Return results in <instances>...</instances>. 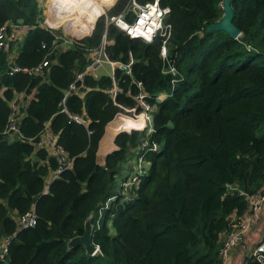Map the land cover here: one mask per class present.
Returning <instances> with one entry per match:
<instances>
[{"label":"trees","instance_id":"1","mask_svg":"<svg viewBox=\"0 0 264 264\" xmlns=\"http://www.w3.org/2000/svg\"><path fill=\"white\" fill-rule=\"evenodd\" d=\"M87 1H47L46 14L54 16L48 24L75 35L70 45L52 48L40 0H0V26H25L12 43L14 64L30 69L47 61L41 76L7 74L0 49V237L8 238L0 264H222L224 236L247 211L246 196L264 186V0H230L235 39L205 31L221 18L222 0H159L169 8L173 77L161 71V38L143 42L105 24L104 15L96 18L103 8L109 16L120 13L131 0ZM124 17L130 21L132 12ZM85 20L89 25H79ZM103 35L108 61L131 58L128 73L84 71ZM136 82L153 106L148 132L136 130L130 112L142 109ZM19 94L26 99L19 137L8 140L2 131ZM45 126L71 160L48 185L56 159L36 145ZM142 141L148 146L141 150ZM137 157L147 165L140 172ZM31 208L35 224L17 229V217ZM86 218L93 255L66 246ZM241 264L261 263L245 257Z\"/></svg>","mask_w":264,"mask_h":264},{"label":"built area","instance_id":"2","mask_svg":"<svg viewBox=\"0 0 264 264\" xmlns=\"http://www.w3.org/2000/svg\"><path fill=\"white\" fill-rule=\"evenodd\" d=\"M93 2H94L93 0L87 1V3L90 5H92ZM134 7L137 8L136 13L133 12ZM129 11L132 12V19L130 21H127L125 20L124 16ZM168 12H169V8L167 6H160L159 0H150V1H146L143 4H137L134 0H131L128 7L124 8L120 13L109 16L106 15L105 10L103 8L102 12H99L96 18L100 15H104L105 24L111 23L117 29H119L124 34H126L128 37L137 38L143 42H151L155 37L161 38V43L159 46V57L162 60V64H163L161 71L163 74H169L170 76L173 77L176 74V70L173 67V65L169 62L167 57V50H166V40L169 36L170 26L166 24L164 20ZM49 18L51 20L44 17L42 25L45 29L49 30L53 34V39L51 41L52 48L65 47L70 45L73 40L72 35L69 36L70 33L67 31L66 32L64 31V34L63 33L58 34V32H55L54 29L57 28L56 26L58 25V27H60L61 23L55 24L54 27L50 26L48 24V21L53 23L54 16L49 15ZM78 23L79 25H83V24L89 25L90 22L89 20L88 21L85 20V23L80 21ZM23 27L25 26L11 22L0 26V49L6 52V59H7V68L5 72L7 74L17 71L22 73L32 72L34 75L41 76L43 75V68L46 67L47 65L46 60L41 61L36 67L30 69L21 68L16 64H14L13 62V56L15 54V50L17 46H15L16 44H12V43L20 41L21 35L19 34V29ZM60 28L61 30H64L62 25ZM65 33L68 34L66 35ZM104 42H105V37L103 35L99 47L97 48V50H95V55L93 59L88 64V66L85 67L84 71H92L102 62H105L109 64L112 69L114 67H117L119 69H122L125 73H128L129 65L131 63V58H129L126 64L108 61L103 51ZM41 47H44L42 43H41ZM81 79H82V72L76 74L75 81L78 80L80 81ZM174 80L175 79L172 78L171 83H173ZM136 86L139 88L140 86L139 82H136ZM74 89H75L74 84L71 83L68 89L64 91L62 98L59 102L61 106L60 108L61 111H65V108L63 106L64 98L67 96L70 90H74ZM115 90L116 87L113 86V91ZM158 96L156 98H159ZM144 97L145 96L143 92L139 88V91L136 93L134 98L137 100L138 104L142 107V109L139 113H135L133 109H130V112L132 113V116L135 119L137 115L142 116V124H141L142 126L136 128V130L148 132L150 129V112L151 109H153V106L147 104L145 102ZM25 103H26V99L23 94L17 95L15 99L10 101L9 106L11 111L8 116L7 123L2 131V134L5 137V139L11 140L19 137V132L17 130V122L21 116V111H22L21 109L24 107ZM67 117L69 120L77 124L86 123L84 117L80 115L68 113ZM36 145L46 148L49 152H51V154L56 159V167L53 170V172L49 175V180L46 182V184L48 185L50 180L57 177L60 174V172H62L64 169L70 166L71 160L68 157H66L65 153L61 148H59L54 144V138L51 135V133L46 129V126L43 128L39 140L36 142ZM147 146H148L147 142L142 141V143L140 144V149L142 150L144 147ZM157 147L158 145L153 143L148 147V149L154 151L157 149ZM137 160L141 162V159L137 157L135 160L136 163L135 169L138 172H140L141 168L138 167ZM134 178L135 177L132 178V181L134 180ZM44 191L45 190L43 189L42 192ZM246 197L249 203V207L247 211L244 213L243 218L241 219L239 218L238 220H236V222L234 223L233 230L227 233L222 240L218 252L222 264H224V261L229 251L237 244L242 242L244 233L250 228L252 224H254L259 220L260 212L264 205V186L261 192ZM16 223H17V229H24L33 226L35 224V213L33 208L19 215L16 219ZM7 243H8V238H5V243L3 244L0 250V260L4 259V256L7 252ZM247 257H252L256 262L264 264V237L261 238L259 242L253 246V248L249 251Z\"/></svg>","mask_w":264,"mask_h":264},{"label":"water","instance_id":"3","mask_svg":"<svg viewBox=\"0 0 264 264\" xmlns=\"http://www.w3.org/2000/svg\"><path fill=\"white\" fill-rule=\"evenodd\" d=\"M221 9L223 12L221 18L218 21L209 24L205 28V31H223L228 34V36L235 39L239 35V31L231 22L232 11L230 7V0H222ZM133 12H137L136 7L133 8ZM107 153H105V155ZM90 230L91 224L89 223V218H86L83 223L82 233L70 238L66 242V246L69 248L74 245H81L86 255H93L97 251V247L93 245L90 241Z\"/></svg>","mask_w":264,"mask_h":264},{"label":"crops","instance_id":"4","mask_svg":"<svg viewBox=\"0 0 264 264\" xmlns=\"http://www.w3.org/2000/svg\"><path fill=\"white\" fill-rule=\"evenodd\" d=\"M109 67L111 68L110 65H109ZM93 73L96 75L95 69H94ZM111 73H112V68H111V71L106 75H111ZM98 74H100V73H97V75ZM132 153L134 154V150ZM103 157H104L103 155L102 156L97 155L96 156L97 163L102 164ZM263 212H264V205H263L262 210L260 212L259 220L257 222H255L254 224H252L250 226V228L244 233L242 242L237 244L235 247H233L229 251V253L227 254V257L224 261V264H241L243 262L244 258L248 256L249 251L253 248V246L255 244H257L261 238L264 237V235L262 236L260 233L261 226L264 225V214H263ZM5 238H7V237H3V236L0 237V250L3 246V244L5 243ZM5 256H4V258H5Z\"/></svg>","mask_w":264,"mask_h":264},{"label":"rangeland","instance_id":"5","mask_svg":"<svg viewBox=\"0 0 264 264\" xmlns=\"http://www.w3.org/2000/svg\"><path fill=\"white\" fill-rule=\"evenodd\" d=\"M48 0H40V5H39V8H40V15H41V18H42V22H43V19H44V17H46V18H48L49 20H51L50 18H49V15L48 14H46V12H47V10H48V2H47ZM114 2V1H113ZM112 5V4H111ZM110 5V6H111ZM49 12H50V10H49ZM57 28L56 29H54L55 30V32H58V34H64V30H61V24H60V27H58V25L56 26ZM66 35L68 34V33H65ZM72 35V37L74 38L75 37V35H73L72 33H70L69 34V36H71ZM111 71V68L109 67V65L107 64V63H105V62H102L98 67H96L95 68V73L97 74V73H100V74H108L109 72ZM159 98H157V101H160L162 98L160 97V96H158ZM99 156H101V155H99ZM134 160V159H133ZM137 162H138V167L139 168H142V167H144V168H146V164L143 162V161H141V162H139L138 160H137ZM120 176V175H119ZM119 176H118V178H119ZM118 178H117V180H118ZM260 233H261V235L263 236V234H264V225H262L261 226V229H260Z\"/></svg>","mask_w":264,"mask_h":264},{"label":"bare ground","instance_id":"6","mask_svg":"<svg viewBox=\"0 0 264 264\" xmlns=\"http://www.w3.org/2000/svg\"><path fill=\"white\" fill-rule=\"evenodd\" d=\"M17 52H18V51H17ZM141 124H142V116H141V115H137V116H136L135 126H136L137 128H139L140 126H142Z\"/></svg>","mask_w":264,"mask_h":264}]
</instances>
